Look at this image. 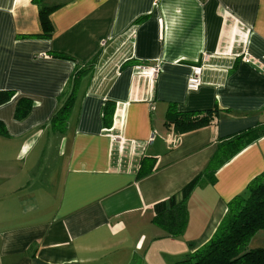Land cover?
Segmentation results:
<instances>
[{"label": "crops", "instance_id": "0c3cea01", "mask_svg": "<svg viewBox=\"0 0 264 264\" xmlns=\"http://www.w3.org/2000/svg\"><path fill=\"white\" fill-rule=\"evenodd\" d=\"M54 6L46 40L38 13ZM77 71L74 105L54 133L50 118ZM0 91L13 93L0 106V264H176L264 171L260 138L191 193L180 237L160 238L151 222L153 205L202 173L224 140L264 122V0H0ZM19 99L32 102L21 122ZM170 108L211 120L180 134L165 125Z\"/></svg>", "mask_w": 264, "mask_h": 264}, {"label": "trees", "instance_id": "16d2710c", "mask_svg": "<svg viewBox=\"0 0 264 264\" xmlns=\"http://www.w3.org/2000/svg\"><path fill=\"white\" fill-rule=\"evenodd\" d=\"M54 7H41L38 13L43 39H50L52 26L50 14L57 9ZM140 20H138L139 22ZM55 58L73 60L67 54L56 53ZM94 60L86 66H92ZM77 71L68 81L67 96L63 105L51 116L49 126L54 133H63L67 118L75 102L80 74ZM13 93L0 91V106L11 101ZM32 109V102L28 99H19L16 103L13 118L21 122L28 117ZM114 106L106 103L102 108V124L109 128L112 124ZM211 120L210 115L202 118L193 117L191 114L173 113L170 108L167 112L165 125H173L177 133H186L207 125ZM4 131L0 125V134ZM264 138V122L254 128L239 132L224 140L216 149L215 154L208 162L202 173L188 182L177 194L157 202L153 205L151 222L161 231L160 238L180 237L187 223V201L191 193L204 180L211 179L215 173L236 154L252 142ZM143 176L139 172L138 178ZM264 231V171L253 178L244 191L232 198L226 212L217 226L212 237L207 243L191 254H187L176 264H264V249H248L251 238L258 232Z\"/></svg>", "mask_w": 264, "mask_h": 264}, {"label": "built area", "instance_id": "2783aa9c", "mask_svg": "<svg viewBox=\"0 0 264 264\" xmlns=\"http://www.w3.org/2000/svg\"><path fill=\"white\" fill-rule=\"evenodd\" d=\"M207 58L208 56L203 54L201 64L192 66L190 68V74L186 79V90L187 91L189 92L196 91L200 87L202 71L204 70V68H206ZM134 69L137 72L148 73L149 75H152V76L156 75L159 72V66L147 67V68L135 66ZM152 109L153 108H151V110ZM153 138H154V133L151 134L150 138L148 139V143H151L153 141Z\"/></svg>", "mask_w": 264, "mask_h": 264}, {"label": "rangeland", "instance_id": "374dc122", "mask_svg": "<svg viewBox=\"0 0 264 264\" xmlns=\"http://www.w3.org/2000/svg\"><path fill=\"white\" fill-rule=\"evenodd\" d=\"M53 154L50 156V159H52ZM49 167L48 163L46 162L44 165V169L46 168V172L44 175H46L48 173L47 168ZM54 167V166H53ZM54 170V168H52ZM43 173H39L36 175H42ZM35 175V174H34ZM46 179V178H45ZM248 249H257V248H262L264 249V231H260L258 233H256L251 240L249 241L248 245H247Z\"/></svg>", "mask_w": 264, "mask_h": 264}]
</instances>
